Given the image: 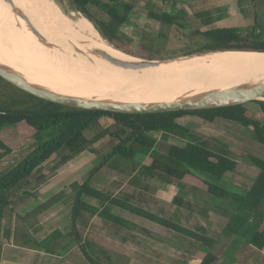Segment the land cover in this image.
Segmentation results:
<instances>
[{
    "label": "trees",
    "instance_id": "16d2710c",
    "mask_svg": "<svg viewBox=\"0 0 264 264\" xmlns=\"http://www.w3.org/2000/svg\"><path fill=\"white\" fill-rule=\"evenodd\" d=\"M69 3L75 11L80 12L93 25L104 40L117 50L148 61L170 59L163 54L165 45L163 41L167 39L164 33L157 35L160 39L144 34L139 48L132 49L131 39L123 34L121 28L129 24V15L135 11L133 5L123 0H69ZM16 7L21 11H17ZM43 15L40 39L37 43L39 51L49 55L65 54L64 48L59 47L57 43L48 38V36L54 38L67 48V40L64 41L61 35L62 31L59 30L47 7H45ZM187 15L188 12L184 9L175 14L157 13L152 9H148L146 13L149 20L166 28L182 27L178 21L186 19ZM195 16L198 21L202 19L201 26L204 27L211 21L208 12L197 13ZM254 21L255 27L261 31H241L232 27L204 31L195 29L192 34L202 37L203 43L198 48L185 52L182 56L214 52L264 53V29L256 17H254ZM9 23L13 24V28L9 26ZM0 26L11 35L24 36L26 41L23 43L27 45L30 31L27 0H13L11 5L7 0H0ZM253 102L259 106L257 113L251 112L244 104L226 108L172 112L111 113L48 100L22 88L0 74V130L13 127L15 134L12 140L15 141L12 143L13 146L22 143L26 137L36 138L43 133L55 131L50 138L41 141L36 149L0 178V222L7 225L13 222L15 213L13 205L16 199L23 197L37 199L39 197L38 193L33 191L44 179L41 178L43 165L53 155L64 152L65 154L60 159L66 163L84 151L94 152L93 146L110 135L108 130L102 129L99 123L100 119L107 118L114 123L118 130V134H114V136L119 141L105 156L102 167L111 166L116 171L122 172V164L112 161L116 158L134 161L137 152L132 148V145L152 149L156 154L165 158L168 164L153 160L149 166H142L141 172L150 176L156 169H159V175L162 174L164 177L162 182L173 185L177 189V193L187 192V186L182 181L183 177L185 175L193 177L196 183L192 189L196 195L201 197L207 195L210 206L216 212L220 208L224 211L226 221L221 233L226 236L227 241L218 248L216 240L211 237L94 188L90 181L93 174L99 170L98 167L91 169L84 181L73 182L69 186L73 197L68 213L70 232L81 254L89 264L101 263L90 255L88 246L82 242L79 234L78 220L84 215L89 218L97 217L102 222L120 230L130 232L139 230L136 224L113 214L111 208H118L195 241L206 250L198 264H216L234 238L244 241L245 246L242 247L244 251L260 253L264 250V212L262 210L264 205V160L247 154L246 157L258 170V174L252 182L243 187L242 191L233 190L222 186L219 182L225 175L234 172L237 167L234 160L201 144L187 141L183 146H178L168 143L169 139L173 137L172 135L186 140V137L191 133L187 127L188 121L192 117H198L207 123L221 119L236 123L244 128H252L254 140L264 146V101ZM95 129L97 131L93 136H86V132ZM151 133H159V138L155 140L148 136ZM121 134L124 137L120 138ZM8 143L6 140H0V160L12 152ZM9 144L11 145V143ZM63 197L62 192L55 194L24 218L16 217L15 220L30 221L56 206ZM89 201H95L97 205H92ZM9 230L5 227L0 229V233L3 235L9 233ZM60 234L61 232L58 230L53 231L39 242L38 246L47 249Z\"/></svg>",
    "mask_w": 264,
    "mask_h": 264
},
{
    "label": "rangeland",
    "instance_id": "374dc122",
    "mask_svg": "<svg viewBox=\"0 0 264 264\" xmlns=\"http://www.w3.org/2000/svg\"><path fill=\"white\" fill-rule=\"evenodd\" d=\"M58 1L66 14L71 12L78 14V11H75L70 6L69 0ZM123 1L133 5L135 8V11L129 15V24L121 28L123 34L131 39L132 49L136 50L139 48L144 34L158 37L159 33H164L167 39L163 41L165 42L163 54L170 57V59L162 61L184 58L185 56H182V54L201 46L203 38L192 34L195 29L204 31L206 29L236 27L241 31H245V29L252 30L257 28L255 27L254 12L258 15L259 24L261 23V16L264 15V0H254V5L249 0H246L248 7L245 8V3L240 14H234L236 11L235 5L227 6L224 0H206L204 1L205 4H201V0ZM230 2H235V0H230ZM148 9H152L157 13L166 12L172 14L184 9L188 12V15L186 19L178 21L182 27L166 28L147 18ZM201 12H208L209 16H211L209 25L205 27L201 26V23H203L202 19L198 21L195 16V14ZM78 15L81 16L80 14ZM9 26L13 28V24L9 23ZM29 26L35 29L31 23H29ZM1 29L24 45L23 42L26 41L24 36H14L4 28L1 27ZM158 38L160 39V37ZM129 56L134 59L145 60ZM4 61L5 59L0 57V63ZM26 67L48 83L76 86L58 81L40 71L36 70L35 72L29 66ZM81 68V72L91 74L86 65H82ZM261 101H264V99ZM244 105L253 113L259 112V106L253 101ZM99 123L101 128L108 130L110 135H107L93 146L94 152L84 151L81 155L66 163H63L60 159L65 153L60 152L58 155H53L43 165L41 178L44 179L42 181L51 180V183L46 190L47 193L44 192L40 200L31 201L33 207L42 205L45 199L47 200L60 191L64 194V197L52 208L51 215H48V220H45L40 228L36 225L30 228L33 242L46 238L55 229L59 228L61 230L60 236L47 247V251L50 254H58L61 257L66 256L67 259L64 264H89L81 254L70 232L68 213L71 209L73 197L69 186L73 182L84 181L91 169L99 167V170L93 174L90 181L91 186L94 188L103 190L153 214L161 215L188 229L211 237L216 240L218 248L226 243L227 238L221 233L226 221L224 211L220 208L216 212L210 206L207 195L202 197L196 195L192 189L196 183L193 177L185 175L182 181L187 186V192L177 193V189L173 185L162 182L164 177L162 174L161 176L159 175V169H156L150 176L141 172L142 166H149L153 160L168 164L165 158L156 154L152 149L149 150L139 145H132V148L137 152L134 161H127L121 158H116L112 161H118L122 164V172L116 171L111 166L105 165L102 167L105 156L118 144L119 140L114 136V134H118V130L111 120L103 118L100 119ZM187 127L191 130V133L186 137V140L179 139L177 135H172L173 137L169 139L168 143L178 146H183L187 141L201 144L237 163L234 172L225 175L222 181L219 182L222 186L242 191L244 186L256 178L258 170L250 163L246 155L264 160V146L254 140L252 128H244L236 123L221 119L213 123H207L198 117H192L188 121ZM96 131L97 129L91 130L85 134L87 137H91ZM13 132V127L3 131L0 130V140H6L12 145L8 143L12 149L11 154L0 160V178L15 167L31 151L36 149L41 141L50 138L55 133V131H49L36 138L31 136L25 138V136H22V138H25L23 139L24 141L13 146L12 143H15V141H12L15 136ZM148 136L157 140L159 133H151ZM122 137L124 136L121 134L120 138ZM179 169L182 170L181 168ZM89 202L92 205H97L95 201ZM262 210L264 212V205ZM111 212L136 224L139 230L136 232L120 230L102 222L97 217L89 218L87 215H84L81 218L82 220L79 219L78 228L82 242L88 246L90 255L101 264H198L206 252L195 241L152 222L118 208H111ZM201 222L204 226H200ZM244 244L243 240L234 238L228 244L226 252L234 256L236 250L239 249L237 250V258L241 259V256H247L248 259L253 261L251 263L264 264V259L256 257H261L260 253H251L240 248L244 247ZM30 247L37 249L39 246L33 243ZM250 260L247 264H251ZM38 262L39 260L35 259L32 264H38Z\"/></svg>",
    "mask_w": 264,
    "mask_h": 264
},
{
    "label": "bare ground",
    "instance_id": "6f19581e",
    "mask_svg": "<svg viewBox=\"0 0 264 264\" xmlns=\"http://www.w3.org/2000/svg\"><path fill=\"white\" fill-rule=\"evenodd\" d=\"M27 4L29 23L35 28L30 27L28 44L22 45L0 27V57L10 68H20L33 76L35 81L32 83L42 82L68 94L91 95L100 99L119 96L171 102L185 95L223 92L264 82V54L261 53L181 58L159 67L158 63H150L152 67L148 68L101 60L97 57L107 54L118 60L139 62L103 40L83 17L74 12L66 14L58 0H27ZM45 7L62 31L64 41L67 40V48L54 38H48L64 48L65 54H44L37 47ZM16 10L21 11L18 7ZM82 65H86L91 74L81 72ZM26 66L76 86L48 83Z\"/></svg>",
    "mask_w": 264,
    "mask_h": 264
},
{
    "label": "water",
    "instance_id": "95a60500",
    "mask_svg": "<svg viewBox=\"0 0 264 264\" xmlns=\"http://www.w3.org/2000/svg\"><path fill=\"white\" fill-rule=\"evenodd\" d=\"M7 1L9 2V4H12V0H7ZM78 14H80L84 19H86L80 12H78ZM120 52L123 53L122 51ZM229 53H260V52H214V53H204L200 55H189V56H185L184 58L191 59L198 56L229 54ZM100 57L101 60H112L115 62L130 64L138 67H147V68L152 67L151 66L152 64L150 63H158L159 64L158 67H159L160 64L166 62H174L177 60V59H172L170 61H146V60L138 59L139 62H127V61L115 59L107 54L101 55ZM2 63L3 62L0 63V74L4 75L9 80L13 81L17 85L21 86L22 88L32 93L42 96L48 100L59 102L62 104H67V105L91 109V110L108 111L111 113H154V112H172V111H182V110L216 109V108H226L236 105H242L247 102L261 101L264 99V82L250 86L236 88L233 90L223 91V92L222 91L209 92V93L196 94L192 96L185 95L171 102H156V101H150L136 97L107 96L100 99L99 97H95L91 95H78L76 93H69V94H74V95H69L68 93L62 91L61 89L55 86H51L49 84H44L42 82L32 83L31 81H35V79L26 71L21 70L20 68L13 69Z\"/></svg>",
    "mask_w": 264,
    "mask_h": 264
},
{
    "label": "crops",
    "instance_id": "0c3cea01",
    "mask_svg": "<svg viewBox=\"0 0 264 264\" xmlns=\"http://www.w3.org/2000/svg\"><path fill=\"white\" fill-rule=\"evenodd\" d=\"M206 0H201V4H205ZM210 1V0H207ZM252 2V5H254V0H249ZM224 3L227 6H230L232 4L235 5L236 11L234 14H240L242 13L243 7L246 5L245 8L248 7V3L246 0H235V2H230V0H224ZM246 3V4H245ZM209 4V3H207ZM224 4V5H225ZM245 4V5H244ZM254 8V7H253ZM210 14V11H209ZM211 15V14H210ZM254 17L257 18V14L254 12ZM264 16V15H263ZM261 16V26L264 29V17ZM263 17V18H262ZM236 28V27H232ZM245 31H251V29H245ZM254 32H259L261 31L259 28H254L252 29ZM53 181V180H52ZM51 183V180L47 181H41L37 187L35 188V191L38 193V198L37 199H27V198H20L16 199L14 202V214H13V222L10 224H4L3 222H0V229L2 230L3 228H9V233L1 234L0 233V264H32L35 259H38L39 262L38 264H64L65 260L67 259L66 256L61 257L60 255L56 254H50L47 249H42L40 247H37V249H33L30 246H32L33 243L35 245H38L39 242L44 240L45 238L41 239L40 241L33 242L32 241V235L30 234V228L32 226H37L40 228L45 220H48V215H51L52 208L44 211L41 213L39 216H37L34 219H31L30 221H19L15 220L17 218H24L28 213H30L32 210H34L37 206L33 207L32 205V200H40L42 197V194L44 192L47 193V188L49 187ZM61 192V191H60ZM59 192V193H60ZM58 194V193H56ZM55 195V194H54ZM52 197V196H51ZM50 197V198H51ZM48 198L47 200H49ZM45 199V202L47 201ZM43 204V203H42ZM204 218V217H203ZM200 226H204L202 222L200 223ZM61 232L59 228L55 229ZM54 230V231H55ZM6 236V237H3ZM229 246V245H228ZM227 246V247H228ZM227 247L223 253V255L219 258L216 264H247L250 259H248L247 256H241L240 258H237V255H231L230 253H227ZM243 247V246H242ZM240 247V248H242ZM235 249V248H234ZM239 250V249H237ZM236 250L235 253L238 251ZM264 251V250H263ZM261 251L260 259H264V252ZM244 259V260H242ZM253 259V258H252ZM247 260V261H246ZM253 262L250 260V263ZM254 264V263H251Z\"/></svg>",
    "mask_w": 264,
    "mask_h": 264
}]
</instances>
